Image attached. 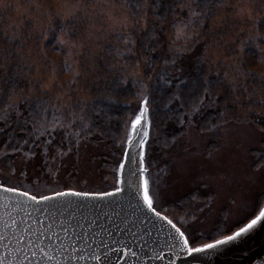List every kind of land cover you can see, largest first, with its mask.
I'll return each instance as SVG.
<instances>
[{
    "label": "snow or ice",
    "instance_id": "6c2138e0",
    "mask_svg": "<svg viewBox=\"0 0 264 264\" xmlns=\"http://www.w3.org/2000/svg\"><path fill=\"white\" fill-rule=\"evenodd\" d=\"M61 2V16L81 32L84 43L102 50L101 58L106 64L111 63L112 68L107 70L109 79L102 88L96 85L100 91L95 97L82 99L76 95L66 103L51 86L45 87L43 78H32L34 69L21 55L25 41L15 26L0 27V132L12 121L29 134L24 143L34 145L33 149H25L31 152L27 158H33L37 154L34 149L43 146L45 164L52 161L55 168L61 158L64 128L70 125L82 133L93 129L103 132L111 121L107 109L116 103L112 97L126 84L136 90L137 107L121 125V151L112 168L114 190L100 194L53 191L49 195L29 191L12 184L10 177L6 180L0 176V264H120L121 255L125 257L123 264H145L142 256L163 262L165 255H184L196 261L264 223V203L258 202L251 209L249 221L239 230L204 241L162 204L159 177L153 178L149 163V150L155 143L153 131L159 132L169 121L183 127V122L199 115L218 93L224 94L225 105H235L239 100L247 110L238 114L233 109L229 113L225 107L218 113L225 123L230 115L252 123L254 110L264 113V81L245 101L244 93L250 89L243 88L240 80L242 75L245 80L257 79L251 74L233 69L234 78L227 84L220 73L215 79L202 77L199 72L192 78L175 74L176 66L191 51L200 30L217 15V10L240 8L246 22L252 20L244 0L235 5L230 0ZM161 5L169 9L163 17L157 16ZM253 5L255 0L249 6ZM4 7L11 8V4L5 3ZM177 7L181 9L179 13ZM256 9L264 13V0ZM165 24L172 33V39L167 41L161 39ZM261 24L264 18L253 22L252 28L258 30ZM131 56L137 58L134 63L141 67V71L133 68L134 79L126 77L129 65L120 62ZM65 71L72 74L70 86L79 83L80 73L67 61ZM58 131L60 144L54 143ZM171 139L174 146L176 138ZM69 142L75 147L71 136ZM12 146V141L5 145ZM254 167H264V151L257 155ZM200 195L198 189L189 192L185 205L189 211L183 213L185 216L199 219Z\"/></svg>",
    "mask_w": 264,
    "mask_h": 264
},
{
    "label": "rangeland",
    "instance_id": "374dc122",
    "mask_svg": "<svg viewBox=\"0 0 264 264\" xmlns=\"http://www.w3.org/2000/svg\"><path fill=\"white\" fill-rule=\"evenodd\" d=\"M238 2L239 0H233V5ZM250 3L251 0H244V8L247 9L252 20L246 22L241 9L236 7H233L232 13L228 14L227 22L230 33L222 44L234 41L238 34L246 35L243 44L248 47L247 53L256 59L257 56L263 58L264 40L259 39L256 31L252 28V23L259 12L254 6H249ZM12 4L16 9L15 13L25 15L35 28L46 27L47 17L42 11L35 8L30 9L24 4L20 5L19 0H14ZM63 8L64 4H60L58 11ZM237 13L241 14L237 15ZM225 16L224 13H219L212 22V28L217 27L218 22L223 21L224 24ZM236 22L241 26L234 28L233 24ZM169 38L172 39V35H169ZM84 49L94 52L97 51L98 46L86 44L80 37L77 42L64 43L61 48L65 60L73 66L74 70ZM38 63L40 61L36 65ZM42 63L41 65L44 67ZM61 66L63 74H65H62L61 77L51 74L53 69L43 72V68L39 65H37L36 76L39 77L37 79L43 78L45 87L51 86L55 90V94L66 102L64 82L70 81L72 74L65 71L63 64ZM257 66H259V62L253 64L254 68H258ZM227 68L229 69L225 65L224 69ZM135 70L141 71L139 67H135ZM130 74L135 78L133 70ZM136 107L135 98L128 103V116L131 114V110ZM213 107L214 104L206 103L204 110L199 115ZM199 115L185 121L183 131L176 144L172 146L171 143L161 155L151 152L150 148L149 163L153 178L159 177L157 184L162 204L168 206L170 212L184 220L186 229L190 230L193 235L201 237L206 242H211L208 239L210 235L222 238V233L232 234L239 230L251 218V209L258 202L264 203V167L259 169L254 167V161L259 153L256 155L252 152V150L264 151L262 143L264 137L253 123H246L243 120H229L228 123L203 131L196 125ZM120 151L121 141L117 154L112 156L113 159L98 158L96 157L97 153L105 154L108 151L102 149L100 145L92 147L90 143L81 141L72 152L62 153V164L55 174L49 168V171L52 172L51 176L49 174L45 176V173L42 174L41 171L36 172L35 160L28 159L23 155L17 157L12 169L0 165V176L6 180L10 177L12 184L22 186L29 191L46 187L45 192L37 191V193L52 194L53 191L74 190L100 194L114 190L112 168ZM69 164H72L73 167L71 172L68 170ZM194 189H198L201 194L197 200V207L201 209L198 213L199 219L183 214L189 211L185 205L189 192ZM181 208L182 211H178ZM218 221L222 224L215 227L216 224H219Z\"/></svg>",
    "mask_w": 264,
    "mask_h": 264
},
{
    "label": "trees",
    "instance_id": "16d2710c",
    "mask_svg": "<svg viewBox=\"0 0 264 264\" xmlns=\"http://www.w3.org/2000/svg\"><path fill=\"white\" fill-rule=\"evenodd\" d=\"M14 0H0V27H8L9 25H14L17 34L25 41L23 51L21 55L25 56L31 66L34 69L33 79L39 77L36 76L37 65L43 68V72H49L53 69V73L61 77L63 74V67L65 66V57L61 52V48L64 43H75L81 37V32L77 28H73L68 24V21L61 16V11H58V6L63 4L61 0H19V4L27 5L31 8L39 9L43 12L45 17H47V25L45 28L37 29L34 24L25 15H18L14 5L12 4ZM233 4V0H230ZM260 0H255L256 6L259 4ZM11 4V8L5 9L4 4ZM21 9V7H20ZM234 8L230 10L226 7L225 9L217 10V15L210 19L207 24L200 30L201 34L196 38V42L192 46L190 52L184 55L183 59L176 66L175 74L180 78H192L196 77L199 72L202 77H209L212 79L216 78L217 73L225 79V83H230L234 78L233 69L240 70L241 73H248L255 76L257 79H247L245 80L243 75L241 76V86L243 88H248L250 91L244 93L245 101L251 96L252 91H258L257 85L264 81V57L257 59L248 54V47L244 46V41L246 35L238 34L235 36L234 41H229L222 44L226 36H228L229 24H228V14L233 11ZM176 12H180V8L175 9ZM229 10V11H228ZM257 10V9H256ZM169 9L164 5H161L160 9L157 11V16L163 17L167 15ZM259 12L256 16L255 21L264 18V13ZM219 13H224L225 23H217V27L212 28V22L219 15ZM155 19V18H153ZM254 21V22H255ZM241 24L238 22L233 24V27H239ZM256 34L259 39L264 40V24L259 26L256 30ZM12 31L9 29L7 36H11ZM172 35L171 31L167 29V25H164V31L161 33V39L164 41L170 40L168 36ZM250 36L248 35V38ZM0 38H3V33H0ZM231 39H233L231 37ZM103 56L102 50L98 47L97 51L91 52L90 50H83L80 55L79 61L76 62L75 71L79 72L80 75L77 77L79 83H74L71 86L69 81L64 82V95L67 98V102L79 95L82 99H89L95 97L100 89H97L96 85L103 86L105 80L109 79L107 75V70L112 68L111 63L105 62L101 57ZM137 60L135 56L129 57L127 60H121V63L129 65V71L126 73V77H132L130 72L137 66L134 62ZM40 61L36 65V63ZM43 62V63H42ZM63 62V63H62ZM259 62L258 68H254L253 64ZM44 65V67L41 65ZM227 65L229 69H224ZM30 75H32L30 73ZM65 75V74H63ZM62 75V76H63ZM154 75V73H150ZM72 80V79H71ZM70 80V81H71ZM65 88L66 91H65ZM136 90L131 87L130 84H126L125 89L120 90L118 94L113 95V99L116 101L115 104L110 105L109 115L111 121L109 125H105V130L101 132L99 129H93L91 132L85 130L84 133L81 132L79 128L73 129L70 125L63 129V146L59 149L61 155L63 152H72L77 144L81 141H86L91 144L92 147L101 146V148L106 149L108 153H97L98 158H107L109 160L113 159L112 156L117 154L119 143L122 139L123 132L121 130L122 123L128 117V103L135 99ZM225 96L223 93H218L213 96V98L207 103L213 105L212 109L206 110L204 113L198 116L196 120L197 127L201 130H211L215 127L222 125L224 120L218 117L219 112H223L225 107H227L229 113L233 109L237 113L247 111L243 108L241 102L237 100L235 105H225ZM259 109H256L251 114L252 123L262 132L264 137V113H259ZM229 120L236 121L234 117L230 115ZM10 126L6 127V130L0 132V165L4 168H13L14 162L19 155L29 157L31 152L25 151V149H33V144H25L24 141L28 139L29 134L23 130L18 129L17 125L12 121L8 122ZM185 122H183V126ZM183 131V127L179 124H175L169 121L167 126L161 129L159 132L153 131V137L155 143L151 145V152L161 155L164 149L168 148L172 143V137L176 138V141L180 137ZM71 136L74 141L75 147L69 142V137ZM158 137V139H156ZM167 140V144H165ZM9 141H12V147H5ZM54 143H61V134L58 131L55 133ZM264 144V138L262 139ZM19 149V150H17ZM34 151L37 153L32 159L35 160L34 168L36 172H43L45 176L49 173V168L53 170L55 174L62 164L61 158L56 161L55 168L52 166V161H48L45 164V158L41 154L44 149L43 146L40 148H35ZM104 151V150H103ZM253 154H258L262 152L261 150H252ZM106 162V161H105ZM165 163V162H164ZM68 170L71 172L73 167L72 164L68 165ZM38 188V187H37ZM35 191H46V187H40L35 189ZM216 224L215 227L221 226V222ZM216 235V234H215ZM213 236V235H212ZM211 237V235L209 236Z\"/></svg>",
    "mask_w": 264,
    "mask_h": 264
},
{
    "label": "water",
    "instance_id": "95a60500",
    "mask_svg": "<svg viewBox=\"0 0 264 264\" xmlns=\"http://www.w3.org/2000/svg\"><path fill=\"white\" fill-rule=\"evenodd\" d=\"M69 199L75 198L70 197ZM112 258L114 261L116 260L115 255ZM124 259L125 257L121 255L120 264H123ZM141 259L145 264H262L264 263V223L236 242L201 256L196 261L184 255L171 256L170 258L165 255L163 262H153L148 256H142ZM129 264L132 262L129 261Z\"/></svg>",
    "mask_w": 264,
    "mask_h": 264
},
{
    "label": "flooded vegetation",
    "instance_id": "af4514ba",
    "mask_svg": "<svg viewBox=\"0 0 264 264\" xmlns=\"http://www.w3.org/2000/svg\"><path fill=\"white\" fill-rule=\"evenodd\" d=\"M262 264H264V263H262Z\"/></svg>",
    "mask_w": 264,
    "mask_h": 264
}]
</instances>
